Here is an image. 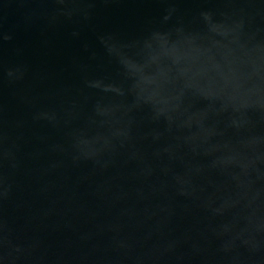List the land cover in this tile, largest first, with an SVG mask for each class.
<instances>
[{
  "label": "water",
  "instance_id": "water-1",
  "mask_svg": "<svg viewBox=\"0 0 264 264\" xmlns=\"http://www.w3.org/2000/svg\"><path fill=\"white\" fill-rule=\"evenodd\" d=\"M0 264H264V0H0Z\"/></svg>",
  "mask_w": 264,
  "mask_h": 264
}]
</instances>
